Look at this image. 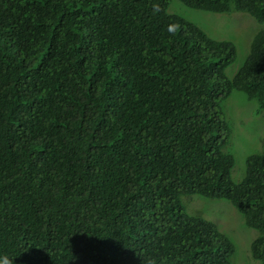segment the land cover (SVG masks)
Here are the masks:
<instances>
[{"label":"trees","instance_id":"1","mask_svg":"<svg viewBox=\"0 0 264 264\" xmlns=\"http://www.w3.org/2000/svg\"><path fill=\"white\" fill-rule=\"evenodd\" d=\"M171 0H0V264H233L183 196L225 199L264 264V142L232 180L223 102L264 112V0H179L260 25L237 49Z\"/></svg>","mask_w":264,"mask_h":264},{"label":"rangeland","instance_id":"2","mask_svg":"<svg viewBox=\"0 0 264 264\" xmlns=\"http://www.w3.org/2000/svg\"><path fill=\"white\" fill-rule=\"evenodd\" d=\"M168 12L193 21L214 39L234 42L237 55L227 69L229 77H232L243 64L250 41L260 28L259 23L245 12L211 13L189 8L179 0L170 1ZM223 107L232 131L227 147L235 159L231 177L233 181L240 182L245 175L246 158L262 148L264 112L258 111L256 102L247 99L245 94L239 91H233L223 102ZM183 202L188 213L211 220L232 239L235 244L233 264H260L250 253L255 231L245 226L241 215L228 200L191 194L183 196Z\"/></svg>","mask_w":264,"mask_h":264}]
</instances>
